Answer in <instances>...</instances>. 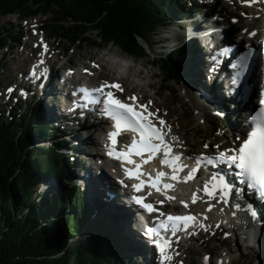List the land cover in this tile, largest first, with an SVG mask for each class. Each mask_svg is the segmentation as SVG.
<instances>
[{
  "label": "trees",
  "instance_id": "1",
  "mask_svg": "<svg viewBox=\"0 0 264 264\" xmlns=\"http://www.w3.org/2000/svg\"><path fill=\"white\" fill-rule=\"evenodd\" d=\"M185 0H0V16L22 19L47 16L42 27L51 37L95 46L117 44L134 57L150 56L160 27L182 21L194 11ZM95 31L94 34L90 32ZM20 30L0 25V65L6 48ZM184 47L150 63L163 71L164 81L190 75L182 59ZM166 87V85H165ZM24 113L11 106L0 112V264H150L137 260L133 243L112 214L95 201V216L74 180L76 167L66 139L36 107ZM217 123L216 120H213ZM59 129V128H58ZM216 130V129H215ZM50 139V140H49ZM60 186L42 188L48 177ZM106 214V215H105ZM70 244V247H68ZM257 264H264V257Z\"/></svg>",
  "mask_w": 264,
  "mask_h": 264
},
{
  "label": "rangeland",
  "instance_id": "2",
  "mask_svg": "<svg viewBox=\"0 0 264 264\" xmlns=\"http://www.w3.org/2000/svg\"><path fill=\"white\" fill-rule=\"evenodd\" d=\"M185 1V7H190L194 2H197V6L194 7V10L198 12L195 14L192 9H189V15L185 18L186 23L189 25L183 28V25L181 26L180 24L181 22L177 21L170 26L160 27L156 32L157 34L151 38L153 45L151 49H148L151 55L142 58L134 57L123 52L122 49L114 43L95 46L89 43L76 42V44L71 45V42L68 40L51 37L47 31L42 29V20L47 17L43 14L31 17L28 20H21L17 14L0 16V25L6 24L7 27L20 30L18 38L13 43V46L6 48L1 56L0 112L8 114L9 107L15 106L19 113H24L26 106L30 104L38 105L40 103H44L45 106L48 105L46 108L50 109L52 105L61 101L60 96H65L64 94H59L57 99L53 101V99L45 98L43 95L40 100L38 99L39 93L32 89V92L20 98L21 93L19 85L20 83H24L22 75H25L30 65L35 61H43L42 55L46 51L45 58L48 63L51 64V68L55 70V75L70 74L73 76V74H75V80L79 83H82L84 80L111 82L119 79L122 81L123 85L126 86L128 96L137 93L141 97V102L152 105L155 113L164 116L166 123L167 119H169V124H165L167 125L169 137L173 145H175V148L188 156L187 159H190L191 155H196L199 152L213 151L217 149L218 145L223 147L224 145L232 143L234 134H236L239 129L232 124L233 118L226 114L222 116V111H218L216 108L215 110L214 107L212 108L208 102L202 99L204 97V92L195 87L194 82L196 83V81L192 77V68L188 66L186 57L190 58L192 52L198 50V44L200 45L202 40L196 38L193 40V36L190 40L191 35L189 36L190 38H188L189 32L185 30L192 31L194 29L192 26H195L194 24H196L199 19L203 18L202 9L205 5L211 6L213 14H210L206 17L208 18L207 20L203 19L204 21L202 20L199 24L205 25L206 21L213 20L215 16L220 17L218 13L222 6L220 1L226 4L232 12L234 10L237 11V14L243 17L242 22L245 25L249 24L248 27L250 28L256 26L257 29L262 30L264 28V26H262L264 24V0H254V7L252 8H248L243 0H238L234 3L232 0H216L215 3L204 0L205 2H202L203 4L201 0ZM230 15L231 14H228V16ZM233 17L228 18L229 21L233 19V22L237 25L240 24V21H237V19ZM235 17H238V15ZM90 33L94 34L95 31ZM198 35L199 38L203 36L202 33L201 35L198 33ZM185 41H187L185 43L187 46L184 44ZM47 43L51 45L50 51L47 50L49 47ZM178 45H185L183 55H181L180 58L190 75L178 74L177 80L172 79L165 82L164 78L166 75L162 73L163 71H161L160 68L151 64L150 60L155 55L168 56L171 49ZM204 50L203 48V50L200 49L197 52L202 54L203 51L205 54ZM129 59L131 60V65L130 69L127 70L126 67L129 63L124 62L129 61ZM115 61L118 62V65L114 67L116 64ZM119 63L122 64V66ZM137 69L142 70V72L137 75L133 74V71ZM51 84L54 85V87L56 86L54 81H52ZM7 85H15L13 92H7V90H5ZM125 86H121L120 88L124 90ZM213 120H216L217 123H214ZM72 129L74 128L71 127L69 130L66 128V130H68L67 134L66 131H64L65 134H62L69 135L70 138L74 139L73 144L69 145L65 150L70 152L71 160L79 166V171H77L78 166H76V171L80 179L75 178L74 182L78 185L80 184L83 189L85 205L88 212H90V216L93 217L97 213L93 205L95 204L96 197H94V199H89L84 192L85 187L81 183V175L84 172L82 166L87 165L91 168L94 166L92 170L95 172L99 169V163L102 161V158L91 154L90 148H87L86 152L83 154L78 153L74 147L78 142V133ZM60 135V133L52 135L49 142L52 143L51 141L65 139V137ZM95 135L96 134L93 133L91 137L98 143L99 139L95 137ZM81 140H83L82 136ZM85 143L86 146L89 145V142L86 140ZM105 169H107L108 172L110 171V168L107 166ZM107 176L110 179V174H107ZM110 180L112 181V177ZM61 183L60 179L54 176L48 177L43 183L42 188L50 189L52 186H60ZM189 187L191 191L194 185ZM183 190L185 191V188ZM107 195L106 191L100 198L103 205L101 209L103 213L106 211L111 212L113 209L110 205H114L113 203L117 202L116 200L108 199ZM201 195L202 197L198 204H193L191 206H188L190 200L186 201L190 199L189 196L186 200L182 201L179 199H166L167 204L165 207L167 211L185 212L186 210L193 209L199 216H201L204 210L208 211V209H210L212 212V214L209 215V221H205L204 234L195 237V239H189V241L186 242L188 245L183 246L184 250H175L173 254L176 255L178 259H183L184 264H218V258L220 257L223 258V264H257L258 261L264 257V246H256L253 248L255 234L252 231L245 229L246 232L240 230L236 232L235 230L238 228L244 229L243 221H248V219L246 217H235L229 211L228 207L223 206L225 208L224 210L220 204L213 206L214 208H209L210 204L206 195L202 192ZM198 211L200 212L198 213ZM204 213L208 214V212ZM116 217H119V215H116ZM216 220L223 223L224 227L221 225V228L214 229ZM132 226L133 223L130 222L129 228H131V230ZM245 233L249 235V239H243L242 236L243 234L245 235ZM249 244H251V246ZM68 247H70V244H68ZM149 247V245H146L145 249L139 252L149 257ZM207 253H210L209 259L206 258ZM136 254V259L139 261L142 260L138 255V251Z\"/></svg>",
  "mask_w": 264,
  "mask_h": 264
},
{
  "label": "bare ground",
  "instance_id": "3",
  "mask_svg": "<svg viewBox=\"0 0 264 264\" xmlns=\"http://www.w3.org/2000/svg\"><path fill=\"white\" fill-rule=\"evenodd\" d=\"M209 2L215 3L216 0H209ZM220 3L222 5L221 8H220V11L218 12L220 17H216L215 16L213 20L206 21L205 25L199 24L203 19L207 20L208 18H206V17H208L210 14H213L211 6H206L205 5V7H203V9H202L203 10V12H202L203 18L199 19L198 22H196V24H194L195 26H192L194 28L192 31H189L187 29L185 30V31L189 32L188 38H190L189 36L191 35L190 40L193 37H194L193 40L195 38L198 39V40L199 39L202 40V43L200 45L198 44V50H200V49L203 50V48L205 49L204 50L205 54L203 53V51H202V54H200V52L199 53L197 52L198 50L197 51L195 50L194 52H192V56L190 58L186 57V60L188 61V66L190 68H192V77L196 81V83L194 82L195 87H197L198 90L204 92V94H203L204 97L202 99H204L206 102H208L209 105L212 106V108L214 107V109L216 108L218 111H222L223 114H226L227 116L233 118L232 124L236 128H241V127H244V125L246 124V122L244 121V114L247 113V110L249 108L250 103L249 102L240 101V99L239 100H235L233 98L235 96L233 95V93L230 92L231 91L230 89L232 88L233 84H231V81H230L231 77L230 78H225V71L223 69L225 64H223L224 62L223 63H219L218 61H216L214 59H211V51L209 50V45L211 43H213V44H217V43L219 44L220 43V39L216 38L218 36H216V30H214V29H221V31L225 32L226 35L229 36L230 33H231L230 32L231 29L233 27L237 26V25H234V24H228V23H230L228 18L233 17L234 15L237 16L238 12L235 11V10L232 12V10L229 9L226 4H224L222 1H220ZM245 4H246V6H248V8L254 7L253 3H251V4L245 3ZM263 4H264V1H263ZM228 14H231V15L228 16ZM239 20L242 21L243 17L239 18ZM248 25L249 24L245 25L243 23L242 26L240 27V29L241 28L243 29V28H245ZM262 26H264V24ZM263 29L259 30V29L256 28V30L258 31L257 34L261 35L262 37H264V30ZM250 30H252V28H250L247 31V33H249ZM198 33H202L203 36H201L199 38ZM177 38H179V37H177ZM175 39H176V37H175ZM216 39H217L218 42L216 41ZM236 41H237V39H236ZM246 41L247 40H245V42ZM186 42L187 41H185L184 44ZM47 44L49 46V48H47V50L50 51L51 50L50 49L51 45H50V43H47ZM242 46H246V44H242ZM205 47H207V48H205ZM259 57L260 56L257 55L252 60L255 61ZM130 61L131 60L129 59V61H127V62L125 61L124 62V63H129L127 65V67H126L127 70L130 69V65H131ZM115 63L116 64L114 65V67L116 65H118L117 61H115ZM120 65L122 66V64H120ZM45 66L49 70V67H51V64L48 63ZM204 69H205V71H204ZM141 72H142V70L137 69V70L133 71V74L137 75V74H140ZM227 72L229 73V71H227ZM52 73H53V75H55V70H52ZM74 75L75 74H73V76H71L70 74H64L62 76H64L66 78V80H71V82H73L75 80V76ZM52 81L53 80H51L50 83H47L45 85V87H42L41 90L40 89L38 90V91H41L39 93L38 99L41 100L42 96L44 95L45 98L53 99V101H55L57 99V96L59 94H61V92L63 91V90L61 91V87H56V86L54 87V85L51 84ZM121 83L123 84L122 81H121ZM23 89H24L26 95L31 92V91H29L27 89V86H25V85L23 86ZM32 89L34 90L35 88L33 87ZM225 89L228 90V91H224ZM23 94H24V92H23ZM224 97H227V99L229 98V100H226ZM236 98H238V97H236ZM232 99H233L234 105L231 102ZM46 106H48V105H46ZM60 106H61V102L58 101V103L52 105L50 107V109L47 108V110L50 113L55 114V115L56 114L58 115L59 113L62 116L66 115L67 113H65L64 110H62L60 108ZM69 116H68L69 118L67 120V124L68 125H66V126L63 125L62 121L61 122H55V125L57 126V128L60 129V133L61 134H65L64 131H66V134H67V131L69 130V128L73 127L74 129H72V130H74L75 132L78 133L77 145L82 150L83 149L85 150L87 148H91V146L93 144L97 143V142H95L93 140L92 137H90L89 140L86 139L87 138L88 129L89 128L92 129V127H93V123L92 122L89 123L88 121L86 122L84 120H80V119L77 118L78 116H73V115H69ZM74 117H76V118H74ZM69 119H71V120L69 121ZM105 126H107V122L106 121H99L97 123L96 128L98 130H101ZM66 128L68 130H66ZM65 136H67V135H65ZM81 136H82L83 140H81ZM96 136L97 135H95V137ZM67 137L70 138L69 135ZM70 139L74 140L73 138H70ZM85 140H87L89 142V145H87V146L85 145L86 144ZM164 143H166L169 146V148H173V146H174V145H172L173 142L170 140V137H169V134H168L167 131H165V133H164ZM77 151L79 152V150H77ZM182 161H183V159H181V162ZM223 161L225 162V160H222V162ZM218 164H221V162L220 163L218 162ZM92 165H93V163H92ZM92 167L94 168V166H92ZM93 168H91V167H89L87 165L86 166L85 165L82 166V169L84 170V172L81 175V177H83V179L81 180L82 181L81 183L85 187L84 192L89 197V199L90 198L92 199L94 197V195H98V194L100 195L99 196V199H100L104 195V192L107 191L108 199H113V200L117 201L116 203H113L114 205H112V204L110 205L107 202L113 209V211H111L112 215H113V213H115L116 215H119V217L114 216V220L117 221L116 224L119 227H121L123 230L127 231V233L130 235L129 223L130 222L133 223V226H134V223L136 221V214H134L129 209V208L133 207V204H131L130 207H127L125 205V202H124V200H125L124 195L121 194L120 192H118L117 190H114L113 182L110 180L111 177L115 178V173L112 171L113 170L112 166H110L111 170L109 172H108L107 169L104 168L103 165H99V169L100 170L96 168L97 170L95 172H93V170H92ZM231 169L232 168H229L225 172V175L227 177H229V178L231 177V179H234V174H233V172H231ZM145 170H147V169H145ZM180 170H181V168H179V171ZM77 171H79V168L77 169ZM189 172H192V170L189 171ZM147 173L148 174H146V175L151 176L150 170H147ZM107 174L108 175L110 174V179L107 176ZM178 174H179L178 175V179H172L173 187L165 188L163 190V195L167 199H175V200L182 199V200H186V198H188V196L190 197L189 194L192 195L193 193H197L198 188H193L190 191L189 180H185L184 179L185 174L184 173H180V172ZM230 182L231 181H229V183ZM108 188L111 189V190H109ZM184 188H185V191L183 190ZM195 189H197V190H195ZM110 192H112V196L113 197H110V195H109ZM162 199H159V201H161ZM99 201H101V199ZM208 202L209 203H217L215 198L214 199L208 198ZM122 203L124 204V207H125L126 210H121L120 207H121ZM256 203L257 204L252 203L251 206H252L253 211L256 213V215H258V217L260 219V220H257V222H254V227H255L256 231L258 232V230H259L258 223L263 221V225H264V214L262 212V207L263 206L261 205V201H256ZM234 206H236V205H234ZM203 212H208V216L210 214H212V212L209 211V210L208 211L204 210ZM208 221H209V217H208V220H206V222H208ZM206 222H205V224H206ZM133 226H132V228H133ZM222 227H224V226H222ZM235 230H236V232H238L240 230V228L235 229ZM236 235H237V233H236ZM242 237H243V239H247V238L249 239V237L246 234L245 235L243 234ZM190 239H193V238H190ZM253 240H255V242L253 244V248L256 247V246L257 247H263L264 246V226L261 229L260 235L258 237H256V239H253ZM186 242H187V240H186ZM139 257L144 258V254H140Z\"/></svg>",
  "mask_w": 264,
  "mask_h": 264
},
{
  "label": "snow or ice",
  "instance_id": "4",
  "mask_svg": "<svg viewBox=\"0 0 264 264\" xmlns=\"http://www.w3.org/2000/svg\"><path fill=\"white\" fill-rule=\"evenodd\" d=\"M243 2L247 4H251L254 0H243ZM105 88H116L122 91L118 84H101L99 88L92 89V92L102 93L103 103L105 105L104 114L111 117L112 120L115 121V127L117 130L124 128H130L135 132L140 133V140H133L132 144L129 146L131 151H134L136 154H140L143 151H147L150 154L154 155L157 150L163 148L166 157L170 152L169 146L164 143L163 133L160 129L156 128L154 125L148 122V117L144 115L141 111L134 110L133 106L127 103L121 102V100L114 98L112 91H107L103 93V89ZM11 91V89L9 90ZM88 91V90H85ZM130 99H135V97H130ZM264 103V101H262ZM142 109L146 108V105L140 106ZM264 111V110H262ZM148 115H152L151 113ZM255 119V118H253ZM162 124L165 123L163 120L160 121ZM118 135L117 132L109 133L110 139L115 143V137ZM247 138L243 140V142L239 145V147L235 150L233 155L225 156L224 153H220V159L225 160L231 164H233L236 168L239 169V177L246 178L249 188H257L261 196H264V122L256 124L250 132L247 134ZM155 138L159 140L160 143H152V139ZM112 151L109 152V155H113ZM118 157H123L125 159L128 158V154L124 152L116 153ZM151 159V155L149 156ZM178 156H171L168 159L162 161V163H169L170 165H175V161H178ZM130 163L133 161L129 160ZM211 163L212 161L209 160ZM179 165H175L176 170H179ZM140 165H137L136 172L132 170H128V175L131 177L133 175L139 174ZM196 169H193L188 176L184 177L185 180L190 179L192 175L195 173ZM165 173L160 172L156 180L152 181L153 186L159 182V177L164 176ZM176 175H173V179H176ZM213 181H215L218 185L222 186L223 189L227 190L230 185L225 181L223 177L217 178L214 176ZM145 182L141 181L140 184L134 185L133 187L139 190ZM172 184H165L164 188H171ZM159 190V189H157ZM205 193L211 195V191L209 189L208 183L205 184L204 187ZM214 191V189H213ZM137 202L143 203L141 197H135ZM195 194H193V202H195ZM162 203V201H161ZM183 203V202H182ZM143 206L152 211V205L143 203ZM212 206L209 205V208ZM238 207V206H237ZM255 212H252V215L255 216ZM193 219L192 216L185 217H173L169 215L167 217L168 221H191ZM187 225H185L186 227ZM160 227H165L164 223H161ZM175 229V224L173 225ZM150 232H156L158 229H149ZM159 243V242H158ZM167 241H165V245H167Z\"/></svg>",
  "mask_w": 264,
  "mask_h": 264
},
{
  "label": "water",
  "instance_id": "5",
  "mask_svg": "<svg viewBox=\"0 0 264 264\" xmlns=\"http://www.w3.org/2000/svg\"><path fill=\"white\" fill-rule=\"evenodd\" d=\"M175 80H177V78H174Z\"/></svg>",
  "mask_w": 264,
  "mask_h": 264
}]
</instances>
